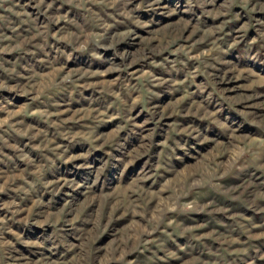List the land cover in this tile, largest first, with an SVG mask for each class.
Listing matches in <instances>:
<instances>
[{
  "label": "rangeland",
  "instance_id": "obj_1",
  "mask_svg": "<svg viewBox=\"0 0 264 264\" xmlns=\"http://www.w3.org/2000/svg\"><path fill=\"white\" fill-rule=\"evenodd\" d=\"M0 264H264V0H0Z\"/></svg>",
  "mask_w": 264,
  "mask_h": 264
}]
</instances>
